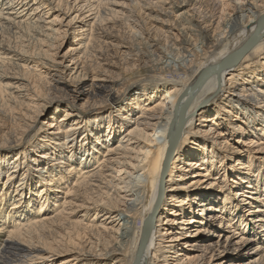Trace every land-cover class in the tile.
I'll return each mask as SVG.
<instances>
[{"label": "bare ground", "instance_id": "6f19581e", "mask_svg": "<svg viewBox=\"0 0 264 264\" xmlns=\"http://www.w3.org/2000/svg\"><path fill=\"white\" fill-rule=\"evenodd\" d=\"M50 10L78 22L68 53L32 54L2 35L27 31L51 46L59 15L47 21ZM159 14L158 28L191 52L187 63L170 76L117 72L123 44L103 22L141 28ZM188 39H200V51ZM95 47L105 52L88 64ZM225 58L231 63L217 68ZM196 115L238 128L256 147L225 136L206 144L210 133L195 126ZM0 137V264L240 260L248 239L233 188L247 195L250 212L258 203L253 217L264 227V0H0ZM205 230L209 244L184 251L186 233ZM235 234L227 255L223 238Z\"/></svg>", "mask_w": 264, "mask_h": 264}, {"label": "rangeland", "instance_id": "374dc122", "mask_svg": "<svg viewBox=\"0 0 264 264\" xmlns=\"http://www.w3.org/2000/svg\"><path fill=\"white\" fill-rule=\"evenodd\" d=\"M140 4H142V3H140ZM142 5H144V7H146V4L143 3ZM61 9H63V8H61ZM144 10H146V8H144ZM52 13L59 15L54 20V23H53L54 28H59V30H57V32L55 33L57 37H56L55 41L51 44V46L48 44V42H43L42 45H40L38 42L35 43L34 38L30 35L31 33L30 32L27 33V31L26 32L20 31L19 34L16 33V35L15 34L12 35L13 32L8 31V32H3L2 35L4 36V38L9 39L10 43L12 45L16 46V48H20V49L22 48V50H25V51L32 53V54H38L41 52V49L47 48V49H49V52L51 51V54L53 55L52 58L54 57L56 59V58L60 57L61 55H63L64 53H68L67 51L69 50L70 46L72 44H74L73 28L75 26H77L78 22H74V20H72L73 14H70V13L64 14V13H62V11H57V10H53L52 12H51V10L49 11V13L47 14V17L45 18L47 21L52 20V18H53ZM159 15H160L159 18L157 17L158 21L157 20H154V21L149 20V22H148V20H146L145 24H143L144 26H142L141 28L135 26L134 28H132L134 30H132L130 28V25H128V23H126L124 20H116V22H114V23L103 22L106 30L109 31V33L110 32L112 33L113 37H111V38L113 39V42H122V44H123L122 47L118 48V52H116V54L114 56L115 58H113V59L117 60L118 65H119V69L117 72H120L122 74H127V76L131 75V77H134V78L140 77L142 74H144L143 76H146V75L150 76L151 74L152 75L170 76L171 73L172 74L177 73L180 70L179 68H182L187 63L188 59L190 58L189 56H191V54H190L191 52L189 50H185L184 47H182V46L178 47L179 44H174L173 41L171 40L172 35L170 32H165L164 29L161 30L158 28L159 24L161 22H164L165 18H166L165 16H163V14H159ZM207 16H208V14H207ZM91 17H85V19L90 21V20H92V19H90ZM147 25H150V26H147ZM145 27H146V29H145ZM63 29H65V31L67 30V32H65V31L62 32L61 30H63ZM148 32L150 33V35ZM4 33H6V34H4ZM146 34H148V35H146ZM8 36L11 38H9ZM153 36H154V38H153ZM150 38H152L153 40H151ZM199 40L200 39L192 41V39H190V41H189V39H188L187 42L190 44V47L193 48L195 51H200L201 43ZM149 41L151 43L156 42L159 45V46H157V48L160 51L158 49L153 50V48L150 47L151 43H149ZM191 41H192V43H191ZM95 48H96L95 52H93V53H95L96 55L94 54V56L92 55L90 57V61L88 62V64L89 63L95 64L96 60H99L100 58H102L101 54H100L102 52V50H103L102 54H104V52H105L104 48H100V49L98 47H95ZM119 50H120V52H119ZM108 53L112 54V50H110ZM98 56H100V57L98 58ZM102 56H105V55H102ZM139 57H144V59H145L144 62L139 63L138 61H136L135 63H133L132 60H136ZM107 58L110 59L108 55H107ZM129 63H131V64H129ZM8 69L11 71L12 68L11 69L8 68ZM181 75H179V76H181ZM47 116H48V113L38 115L36 117V125L37 126L41 125L44 120H47L46 119ZM219 122H221V121H219ZM219 122L217 121V123H219ZM193 123L195 124V126H202L201 128L207 129L208 132L210 133V135L213 134V136L211 137L212 138L211 140L209 138L210 135H209V137L205 138L206 144L214 142L216 139H220L224 136L229 138V141H231V142H237V144L238 143L239 144H245V142L248 143L249 139L251 138L250 135H242L241 132L237 130L238 128L233 129L230 126H228L227 128L226 127L222 128L223 126L220 127L219 124H214L209 119L202 120L200 115L195 116V120H193ZM218 133H219V135H218ZM149 134H151L150 130H147L144 133V138H142V140L144 142L147 140L148 137H150ZM206 134H208V133H206ZM253 140H255V138H253ZM0 141H1V137H0ZM209 141H211V142H209ZM248 144L251 147H254V146L256 147L257 142H254V143L249 142ZM213 146L215 147L216 145H213ZM134 147H135V149L132 151L131 159H130L133 163L136 162V160H137V157L139 154L138 148H140V145L135 144ZM214 147H211V148H214ZM257 154L260 155L259 152H257ZM238 155L241 156L242 155L241 152H239V154H237V156ZM128 165H129V167H131L132 163H130ZM184 168L187 169L186 163L184 165V162H183V169ZM197 169H198V167H197ZM235 171H232V172L235 173ZM232 172H231V174H233ZM123 176L129 178V177H131V174L126 171V172H124ZM232 178L233 177L228 176L229 180L227 183L230 185L232 184V182L230 180ZM235 189L236 188H233V191H231L233 194V201H235V202L239 201L240 205H238V206L241 208V209H239V211L242 213H245V215L243 217L245 219V221L243 222L242 225H240V229L242 228V230L240 231V235L245 234V236L248 240H247L245 246L237 249L240 252L242 251V254L239 256V257H241L240 260L238 258L234 257L233 260H228L224 264H255L256 262H253V260L255 258H259V257L260 258L262 257V259H260V261H258V264H262V263L264 264V257H263L264 256V227L260 226L261 222H262L261 220H257L256 217H253L258 210V206H257L258 203H254V205L252 207L253 210L250 212L249 211L250 210L249 209L250 203L244 202L245 200L249 201V198L247 199V195H245L244 193H242L239 190L236 191ZM248 211L250 213H248ZM206 215H208V213H205V216ZM207 219L209 220L210 225L213 226V228H214V226H216L217 220H214L211 218H207ZM6 226H8V224H6ZM217 230L220 231L222 229H221V227H219ZM232 231H233V229H231V231H226L225 234L228 236H231ZM5 234L6 233H3L0 235V240L5 238ZM207 234H210V233H207V230L202 231L199 234H196L195 232H187L186 236H185V240H187L188 242L185 244L186 246H183L185 248V249L183 248L184 251L200 252V250L203 249V245L209 244V242H210L209 240L205 241V237ZM238 236H239V234H235L231 238L226 239V241H224V238H223L222 245L224 244L223 245L225 247L224 252H226L227 255L231 254L232 251L237 248V245L235 243H236V240L238 239ZM195 239H197V241H194ZM235 252H237V251H235Z\"/></svg>", "mask_w": 264, "mask_h": 264}, {"label": "water", "instance_id": "95a60500", "mask_svg": "<svg viewBox=\"0 0 264 264\" xmlns=\"http://www.w3.org/2000/svg\"><path fill=\"white\" fill-rule=\"evenodd\" d=\"M231 62H230V58H225L222 62H221V64H219V66H217V68L219 67V68H222V67H226L228 64H230Z\"/></svg>", "mask_w": 264, "mask_h": 264}]
</instances>
